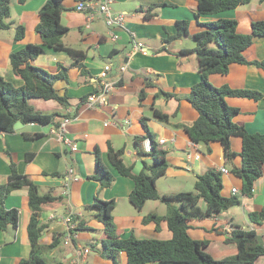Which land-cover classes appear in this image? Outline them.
Here are the masks:
<instances>
[{
	"label": "crops",
	"instance_id": "crops-1",
	"mask_svg": "<svg viewBox=\"0 0 264 264\" xmlns=\"http://www.w3.org/2000/svg\"><path fill=\"white\" fill-rule=\"evenodd\" d=\"M45 1L29 0L19 5L12 0L13 13L10 20L15 23L12 28L16 25H24L26 36L18 43L13 42L0 60V74L16 86L21 85L22 80L14 75L9 55L28 43L42 44V39L35 28L40 21L39 10ZM79 1L63 2L65 9L61 15V22L70 29L63 37V41L66 45L85 53L83 62L88 74L82 76L79 68L71 67L73 59L66 52L45 46L44 52L36 59L35 64L53 73L57 72L60 65L68 68L69 81L60 80L56 83V87L61 94L68 93L70 106L64 108L55 100H31V104L37 110L46 113L54 111L67 113L78 110V115L70 119L66 125L67 134L76 149L71 150L59 140L54 124L40 126L38 131L44 132L45 135L36 139L26 138L22 134L23 131L16 128L12 133H0V186L8 181L11 174V157L19 173L30 175L39 185L42 194L52 190L54 195L62 196L63 181L67 177L68 170L74 169L72 176L78 178L70 183V195L63 200L60 199L57 207L44 208L40 215L41 221L49 224L41 238V244L47 246L53 242L55 234L65 232L63 217L70 215L73 220L74 215L83 216L93 229L75 231L77 237L74 242L90 248L85 264H112L91 247V244L103 237V224L92 217L91 210L86 209L97 197L116 201L113 218L122 236L135 234L139 238L168 239L172 235L164 222L161 223L159 232L156 231L157 224L154 221L143 223L144 216L150 213L158 214V211L143 213L145 205L141 211L132 208L125 213H116L120 200L129 199L134 182L131 178L118 174L110 165L109 143L116 149H124L125 162L134 164L133 172L139 174L143 169L144 160L148 163L153 162L149 156H140L135 145L136 138L147 135L143 118H146V124L157 142L165 139L161 147L168 151L167 158L170 164L166 174L179 181L175 186L178 187L180 183L177 177H195L196 180L197 175L212 168L220 170L222 167L229 171L228 174L223 173L224 196L230 197L233 188H237L241 193L243 182L231 172V166L225 161L224 148L220 142H212L208 146L194 143L183 128L174 126L177 123L190 124L199 116V112L187 100L191 87L201 79L197 56L195 52L185 55L179 53L181 49L194 48L196 45L192 34L201 29L195 18L197 1L115 0L112 10L125 14V27L112 30L101 16L90 20L87 14L77 11L76 5ZM253 3L252 0L249 4L225 11L219 16L236 19L239 22V32L249 33L250 22L264 18V0H260L259 9L257 4ZM152 4H160V6L153 10L155 13L153 17H146L144 7ZM210 19L212 18L203 16L200 21ZM180 20L190 21L191 34L167 41L170 35L176 33L177 22ZM11 36L12 34H9L7 39ZM253 40L252 54L264 60V37H254ZM138 42L143 44L141 49L135 48ZM106 65L112 66L108 75L109 80L118 82L107 95L104 105L88 107L82 102V97L99 90L100 75ZM125 65L126 69L122 71L121 67ZM145 78L153 84L146 86ZM209 81L215 86L228 85L235 89L246 88L264 93V71L255 65L234 63L227 74H210ZM143 89L145 96L141 98ZM162 90L177 97L156 96ZM227 102L230 106L239 109V113L235 116L236 122L245 126L251 133H264V99L257 101L228 97ZM154 109L170 115L169 124L159 121L154 116ZM142 146L146 152H150L145 149L143 141ZM231 148L239 153L242 148L241 138L233 137ZM97 151L102 162L115 174V181L110 187L103 188L99 181L89 177L96 172ZM28 153L34 154L32 159H27ZM189 153L192 154L191 158L188 157ZM198 153L200 157L197 159L195 155ZM231 163L240 167L242 157L235 156ZM158 184L157 181L159 190ZM241 200L242 203L235 207H242L243 213L239 215L244 216L243 221L237 219V215L232 212L235 207H232L212 217L190 222L192 228L189 233L193 235L192 237L207 236L194 238L201 240L208 238L210 245L213 239L219 241L222 249L219 255L210 251V245L208 246V251L217 259L237 253L236 245L226 241V234L231 233L235 225L255 230L264 244V223H253L249 217L250 212L260 211L264 207V167L263 176L255 182L253 195L242 196ZM200 205L205 210L206 203L201 201ZM5 207L18 211L19 226L16 230L9 228L0 231V264H16L19 259L27 258L31 249L27 231L32 216L28 189L25 187L10 193L5 199ZM45 257L51 264L58 262L75 264L76 256L73 248L66 245L62 238L60 245L45 251ZM122 262L127 264L126 254H122ZM257 264H264V256L257 260Z\"/></svg>",
	"mask_w": 264,
	"mask_h": 264
},
{
	"label": "trees",
	"instance_id": "trees-1",
	"mask_svg": "<svg viewBox=\"0 0 264 264\" xmlns=\"http://www.w3.org/2000/svg\"><path fill=\"white\" fill-rule=\"evenodd\" d=\"M29 0H15L19 5ZM65 0H46L39 10L40 21L36 25V32L42 39V44L28 43L24 47L10 53L9 60L16 77L22 80V84L16 86L0 74V133L15 132V124H38L48 126L54 124L58 129L64 120L74 119L78 110L73 112L54 111L46 113L37 110L32 104V99L55 100L62 107L70 106L68 93H60L56 83L60 80L69 81L68 68L60 65L57 72L35 64L36 59L44 52V47L53 48L57 51L66 52L72 57L71 67H77L82 76L88 74L85 68V53L66 45L63 37L69 32V28L61 22V15ZM197 11L195 18L201 29L192 34L196 45L194 48H184L180 54L196 53L201 79L191 87L187 100L199 112L198 118L190 123H177L174 126L183 128L194 143L208 146L212 142H220L224 148L225 161L230 163L231 172L242 179L241 193L232 194L230 197L222 194L223 173L216 168L207 170L197 175L195 182L196 192H177L162 194L158 191L156 182L158 178L166 174L169 168L167 158L168 151L154 139L146 118L143 124L146 129L144 137L135 139L138 154L149 156L152 163L143 161V169L139 174L133 172L134 164H127L124 158V149H116L111 143L108 148V160L116 172L129 177L134 182V187L129 195L130 202L141 211L149 200L163 201L169 207L174 201L180 203V208H173L167 217L156 213H150L143 218V223L154 221L157 224L156 231H160L164 221L167 229L172 233L168 239L156 237L139 238L135 234L128 237L121 235L113 218L116 201L96 198L95 202L86 209L91 210L92 217L103 224V237L91 244L94 251L112 262V264H124L122 254H126L127 264L148 263H172V264H257V260L264 256V244L257 232L242 226H233L232 232L226 234V241L234 243L237 253L222 259L215 258L209 251L210 241L192 237L189 230L192 228V220H201L229 210L242 203V196L253 195L255 182L263 176L264 167V133H251L245 126L235 121L239 109L228 104V97L248 98L254 100L264 99V93L259 90L246 88L235 89L228 85L215 86L209 81V75L213 73L227 74L230 66L234 63L243 65H255L264 71V60L252 54L254 37H264V18L250 22L251 31L241 33L238 30L239 22L236 19L225 18L219 14L235 10L241 5L249 4L252 0H196ZM164 5V4H161ZM160 4H152L144 7L145 16L153 17V10ZM143 10V8H141ZM12 0H0V30H9L15 23L12 18ZM212 18L208 21H200L201 17ZM189 20L177 22V31L170 35L167 41L189 36ZM26 28L24 25H16L14 43L25 39ZM214 45V46H213ZM145 85L153 83L145 78ZM94 93V92H93ZM91 93V94H93ZM95 93H98L96 90ZM82 97L85 103L91 95ZM166 98L177 97L175 94L160 91L156 96ZM141 98L145 96L144 89ZM177 115V113H175ZM154 116L163 123H168L171 116L154 109ZM175 117V116H173ZM22 134L29 139L44 136V132L23 131ZM151 139V151L146 152L142 146L145 138ZM233 137L242 140V148L236 153L231 148ZM34 154L28 153L27 159H32ZM242 157V165H232L235 156ZM11 174L8 181L0 186V231L9 228L16 230L19 226V213L16 209H6L5 199L13 191L27 188L29 207L32 216L28 224V239L30 254L27 258H21L16 264H51L44 255L47 249H53L60 245L65 234H55L53 242L45 246L41 244V238L49 227L48 223L42 222L40 215L44 208H55L63 200L62 196L53 194L52 190L42 194L39 185L30 175L21 174L13 158L10 159ZM58 175V173H54ZM99 181L101 187H110L115 181V174L102 162L99 152L96 153V172L89 176ZM206 203L205 210L200 202ZM253 223H264V207L260 211L249 213ZM76 227L74 231H88L91 228L85 217L74 215L72 220ZM100 245V246H99ZM55 264H64L58 262Z\"/></svg>",
	"mask_w": 264,
	"mask_h": 264
},
{
	"label": "built area",
	"instance_id": "built-area-1",
	"mask_svg": "<svg viewBox=\"0 0 264 264\" xmlns=\"http://www.w3.org/2000/svg\"><path fill=\"white\" fill-rule=\"evenodd\" d=\"M115 0H80L76 5V10L79 12H83L88 15L90 20H94L97 16H101L104 18L107 26L112 29L123 28L125 27V14L121 12H114L112 10V4ZM117 37V35H115ZM135 43V42H134ZM143 44L138 42L135 44V48L141 49ZM112 66L106 65L100 75L101 82L99 86L98 93H93L88 97V100L84 103L86 106L94 108L96 106H101L106 103L107 95L115 88L118 81L109 80V72L111 71ZM126 69V65L121 67V70L124 71ZM68 119L61 122L59 128L57 129L56 135L59 140H62L71 150H75L76 146L74 145L71 138H69L67 134L66 125L68 123ZM165 139H160L158 141L159 144H163ZM143 145L145 149L151 151V142L148 138L143 140ZM188 157L191 158L192 154L189 153ZM198 159L200 154L195 155ZM74 169L70 168L67 172V177L63 181V193L62 197L67 198L70 195V183L73 179L77 180L76 176L73 175ZM222 173L228 174L229 171L227 168L222 167L220 169ZM233 194H238L240 191L237 188L232 189ZM53 217H55L53 215ZM64 225H65V234L63 236L64 243L66 245H70L73 248L75 253V264H85V258L87 254L90 252V248L88 246H80L77 245L74 241L77 237L74 229L75 224L71 219L70 215L63 217Z\"/></svg>",
	"mask_w": 264,
	"mask_h": 264
},
{
	"label": "rangeland",
	"instance_id": "rangeland-1",
	"mask_svg": "<svg viewBox=\"0 0 264 264\" xmlns=\"http://www.w3.org/2000/svg\"><path fill=\"white\" fill-rule=\"evenodd\" d=\"M253 2H254L253 4H257V9H259L260 8L259 7L260 0H253ZM15 27L10 29V30H0V60L3 59V56L6 54L7 50L9 49L11 44L14 42ZM9 34H12V36L9 38L10 40L7 39V36H9ZM151 162L152 161H149V163H151ZM229 165H230V163H229ZM177 178H179V180H180V183H179L178 187L175 186V183H177L179 181L175 180V177H170L167 174L162 175L157 180L158 183H159L158 184L159 190L164 192V194L165 193L166 194H171V193H175V192L177 193L179 191H181V192H196V189H195V182H196L195 177H188V178L177 177ZM202 202H204V201H202ZM132 208H133V210L135 209L134 205L130 202L129 199H121L119 204H118L116 213H125V212H127L128 209H132ZM173 208H180V203L178 201H174V202L171 203V207H169V205H167L163 201L149 200V201H147L145 203V207L143 209V213L147 214L149 212L158 211V214L160 216L167 217L169 215V213H171V210ZM114 212H113V214H114ZM232 212L237 215V219L238 220L243 221L244 216L239 215V213H243L242 212V207H239V208L235 207L234 209H232ZM191 223H192V221H191ZM194 237H203L204 238V237H207V236H195L194 235ZM220 250H222L221 249V244L219 243L218 240L213 239L212 242H211V245H210V251L215 253V255H219V253H221ZM44 255H45V251H44Z\"/></svg>",
	"mask_w": 264,
	"mask_h": 264
},
{
	"label": "water",
	"instance_id": "water-1",
	"mask_svg": "<svg viewBox=\"0 0 264 264\" xmlns=\"http://www.w3.org/2000/svg\"><path fill=\"white\" fill-rule=\"evenodd\" d=\"M15 128L21 131H30V130L38 131L40 130L41 127L40 125H37V124L25 125L22 122H17L15 124Z\"/></svg>",
	"mask_w": 264,
	"mask_h": 264
},
{
	"label": "clouds",
	"instance_id": "clouds-1",
	"mask_svg": "<svg viewBox=\"0 0 264 264\" xmlns=\"http://www.w3.org/2000/svg\"><path fill=\"white\" fill-rule=\"evenodd\" d=\"M146 139V138H145ZM149 139V138H148ZM150 140V139H149ZM151 142V141H150ZM161 145V144H160ZM151 148H152V146H151Z\"/></svg>",
	"mask_w": 264,
	"mask_h": 264
}]
</instances>
